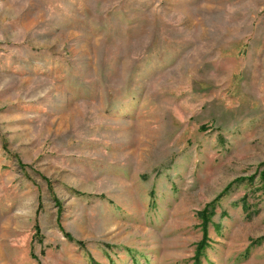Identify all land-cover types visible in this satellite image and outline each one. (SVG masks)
<instances>
[{"label":"rangeland","instance_id":"obj_1","mask_svg":"<svg viewBox=\"0 0 264 264\" xmlns=\"http://www.w3.org/2000/svg\"><path fill=\"white\" fill-rule=\"evenodd\" d=\"M0 264H264V0H0Z\"/></svg>","mask_w":264,"mask_h":264}]
</instances>
